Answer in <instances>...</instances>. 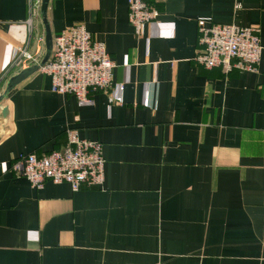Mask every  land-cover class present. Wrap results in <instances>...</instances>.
Segmentation results:
<instances>
[{"label":"crops","instance_id":"crops-1","mask_svg":"<svg viewBox=\"0 0 264 264\" xmlns=\"http://www.w3.org/2000/svg\"><path fill=\"white\" fill-rule=\"evenodd\" d=\"M146 1L158 16L138 33L129 0H49L53 36L84 26L116 62L114 83L80 99L38 71L9 92L0 264H264V0ZM28 17L29 0H0L1 93ZM33 23L45 33L42 14ZM213 23L260 30L257 70L196 61ZM73 129L103 144L102 186L36 188L13 173Z\"/></svg>","mask_w":264,"mask_h":264},{"label":"built area","instance_id":"built-area-1","mask_svg":"<svg viewBox=\"0 0 264 264\" xmlns=\"http://www.w3.org/2000/svg\"><path fill=\"white\" fill-rule=\"evenodd\" d=\"M130 22L139 33L142 26L157 18V8L146 0H129ZM42 0H29L28 38L15 48L3 78L40 64L46 52L45 33H37L34 18L41 16ZM200 49L196 61L206 68L257 70L262 56L260 30L238 24L213 23L199 29ZM117 64L102 42L92 38L84 26H74L53 36V51L39 71L49 74L53 89L87 99L93 91H106L114 83ZM120 89H124L121 84ZM4 91V90H3ZM3 93V92H2ZM0 91V95L2 94ZM103 144L80 138L69 130L67 144L60 149L38 155L22 154L14 159L12 171L26 177L32 186L42 188L47 181L66 182L74 191L103 185L105 180Z\"/></svg>","mask_w":264,"mask_h":264},{"label":"water","instance_id":"water-1","mask_svg":"<svg viewBox=\"0 0 264 264\" xmlns=\"http://www.w3.org/2000/svg\"><path fill=\"white\" fill-rule=\"evenodd\" d=\"M48 5L49 0H42L41 14L43 17V24L45 26L46 37V52L42 61L40 62V64L30 66L11 76L7 81L6 89L0 95V138L10 128L11 110L9 105L5 102L7 100L9 92H11L15 87H17L21 82L29 78L31 75L38 72L40 68L45 65L51 57L53 51V33L47 19Z\"/></svg>","mask_w":264,"mask_h":264}]
</instances>
